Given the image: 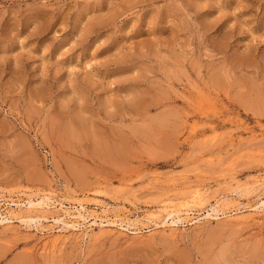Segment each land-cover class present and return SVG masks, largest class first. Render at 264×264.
<instances>
[{
	"label": "rangeland",
	"instance_id": "rangeland-1",
	"mask_svg": "<svg viewBox=\"0 0 264 264\" xmlns=\"http://www.w3.org/2000/svg\"><path fill=\"white\" fill-rule=\"evenodd\" d=\"M262 202L264 0H0V264H264Z\"/></svg>",
	"mask_w": 264,
	"mask_h": 264
},
{
	"label": "bare ground",
	"instance_id": "bare-ground-1",
	"mask_svg": "<svg viewBox=\"0 0 264 264\" xmlns=\"http://www.w3.org/2000/svg\"><path fill=\"white\" fill-rule=\"evenodd\" d=\"M45 200H47V199H45ZM42 203V202H41ZM41 203H38V204H41ZM10 204H12V203H10ZM27 204L29 205V207H31V206H33V205H35V203L32 201V200H28L27 201ZM37 204V205H38ZM42 204H44V205H48L46 202H43ZM19 206V205H18ZM213 208V207H212ZM259 208H264V202H262L261 203V206H259V207H256V208H251V209H254V210H256V211H259ZM167 209V208H166ZM163 210V216H162V218H160V220L159 221H154V226L155 227H170V226H174L175 224H177V220L175 221V219H174V217H175V215H176V212H174V211H167V210ZM190 209H192V208H190ZM189 210H184V212L185 213H187ZM192 211H193V209H192ZM9 213V212H8ZM184 213V214H185ZM189 213H190V211H189ZM193 213V212H192ZM223 213V212H222ZM67 214V213H66ZM179 214V213H178ZM68 215V214H67ZM187 215V214H186ZM72 217H74V218H76V219H80V220H82V221H84V222H86L87 220H93V222H92V224H96L97 223V221L99 220L100 221V224L102 225L103 223H105L107 226H113V227H117L118 229H120V230H122V231H127V230H134V225H132V224H129V223H126V222H123V221H118V220H112V221H104V220H102L101 218H99L97 215L95 216V215H90V217H85V216H83V214L81 215L80 213H79V215L78 216H72ZM39 219V218H38ZM43 219H45V218H43ZM23 220V219H22ZM25 220V219H24ZM40 220V219H39ZM195 220H197V218L195 219ZM11 221V220H10ZM61 220L60 219H53V222H55V223H58V222H60ZM198 221V220H197ZM199 223V222H198ZM194 224V223H193ZM70 225V228H72V229H77L80 225H79V222L77 221V222H72L71 224H69ZM133 227V228H132ZM136 227V226H135ZM153 228V227H152ZM54 229V228H53ZM52 229V230H53ZM149 229V228H148ZM151 230V229H150ZM51 231V230H50ZM147 231V230H146ZM152 231V230H151ZM129 232V231H128ZM136 232H139L138 230H134V231H132V233L133 234H136ZM129 233H131V231L129 232Z\"/></svg>",
	"mask_w": 264,
	"mask_h": 264
}]
</instances>
